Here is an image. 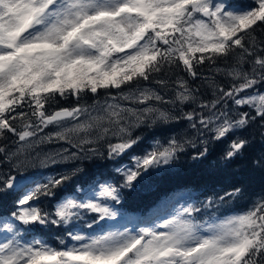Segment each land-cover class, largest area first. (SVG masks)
Returning <instances> with one entry per match:
<instances>
[{
    "label": "snow or ice",
    "instance_id": "1",
    "mask_svg": "<svg viewBox=\"0 0 264 264\" xmlns=\"http://www.w3.org/2000/svg\"><path fill=\"white\" fill-rule=\"evenodd\" d=\"M258 29L264 30V0L231 5L225 0H0V141L8 134L16 137L14 150L0 144V156L19 172L37 162L41 167L55 164L58 157L80 158L67 148L33 155L44 143L64 142L78 152L103 155L97 145L106 141L107 157L115 159L139 142L133 129L145 123L186 120L194 130L212 126L216 140L257 118L264 123V92L257 88L264 84V55L256 51L253 35ZM229 59L226 75L233 83L225 89L211 81L213 99L207 102L197 103L195 90L182 78L171 99L141 85L154 80L163 87L167 81L156 74L180 66L195 79L206 61L216 65ZM88 94L96 97L94 103L81 104ZM58 97H73L77 103L50 110ZM229 100L254 115L237 112L233 118L226 111ZM189 103L201 111L181 108L173 114L158 106ZM49 126L56 130L41 135ZM186 143L193 141H156L144 155L131 157L133 166L116 169L121 184L97 180L77 190L82 196L61 197L51 212L34 202L55 196L80 169L43 180L8 175L0 181V193L19 195L16 210L0 222V264H264V196L242 212L202 219L201 207L182 197L165 218L149 222L128 216L117 227H104L121 218L114 207L122 200L121 188H132L141 178L147 180L146 173L169 165ZM247 143L234 140L226 159ZM206 153L207 148L201 155ZM212 205L208 200L203 207ZM85 214L93 215L85 225L93 231L70 229L71 244L61 239L56 247L24 238L37 227H67Z\"/></svg>",
    "mask_w": 264,
    "mask_h": 264
},
{
    "label": "trees",
    "instance_id": "2",
    "mask_svg": "<svg viewBox=\"0 0 264 264\" xmlns=\"http://www.w3.org/2000/svg\"><path fill=\"white\" fill-rule=\"evenodd\" d=\"M239 4H250L252 0H237ZM255 42L259 48H264V30L258 29L254 34ZM264 55V52H259ZM251 59V58H249ZM232 66V61L227 62L218 60L216 65H211L207 61L197 68L198 76L193 79L183 70V67H172L165 69L161 73L156 74L158 78L167 81L165 86L155 83L154 80L142 81L143 87H149L158 91L165 99L174 98L176 91V81L183 79L187 81L190 88L195 90V94L199 100L209 101L213 99L214 87L211 81L216 85L229 88L233 81L226 75V71ZM247 67V65H245ZM223 71H216V69ZM257 88L264 92V84L258 85ZM112 94H116V90H111ZM252 90L242 92L241 96L250 94ZM103 101V91L99 96ZM96 97L91 94L84 96L80 103L92 105ZM77 101L73 97L67 99L57 98L56 102L50 106V110L63 107H73ZM122 105L130 107H144V105H132L126 101H120ZM229 115L236 117L237 112H249L251 109L247 106L237 108L229 100L228 102ZM164 109H171L173 114H178L179 109L183 111H193L197 113L201 111L196 103L186 105H178L175 108L171 105H158ZM208 115L207 112L204 113ZM209 128L191 129L188 126V121L180 120L179 122L172 121L168 123L157 122L155 124L145 123L138 128L133 129V136L139 137V142L123 155L108 159L106 141L101 142L97 147L103 155H93L88 152H78L64 142L44 143L38 145L37 149H41L44 153H55L58 149L67 148L69 153L76 152L80 158L71 160H61L57 158L55 164H49L47 167L34 166L21 169L19 172L9 164L3 156H0V175L7 178L10 174L15 175H35L36 179L43 180L45 177L53 174L70 173L75 169H80L71 179L61 188L56 190V195L53 197H41L40 200L34 203L43 210L51 212L53 205L61 197L66 195L82 196V192L78 189H86L89 185L97 180H110L117 185L123 182V177L116 171L118 167L129 165L132 163L131 157L142 156L147 150H151L153 144L159 141L161 144H167L168 140L175 137L177 140L190 139L192 144L186 143L184 150L178 153L177 158L169 165L163 166L160 169L150 171L145 175L147 180L141 178L132 188H121L122 200L114 207L121 213V217H137L142 220L151 222L153 218L163 217L166 212L171 211L175 203L191 199L201 207V212L198 213L199 218H206L209 215L224 216L227 214L242 212L246 210L254 200L264 196V123L259 118L251 122L246 128L236 130L230 133L227 137L216 140L214 132ZM54 127L50 126L47 130L54 132ZM246 139L247 146L232 159H226V153L230 150V144L236 139ZM15 140L11 134H8L7 139L0 141V144H7L8 150H14ZM115 142V141H113ZM207 148V153L201 155L204 149ZM66 153V154H69ZM195 157V158H194ZM239 188L240 194L235 197L226 196V193L232 192ZM18 193L13 190L0 193V219L10 218L11 213L16 210V200ZM224 196L223 200L220 197ZM212 200L213 205L210 208H204L203 205ZM164 201V207L158 205ZM93 219L92 214H85L83 219L74 221L73 224L67 227L47 228L37 227L33 232L25 235L26 240L33 237L42 239L49 244L60 247V240H69L67 233L71 230H80L84 232H92L93 229H88L85 225ZM23 228L22 225H19ZM106 227V225H104ZM80 227V228H79ZM100 226H96L99 228Z\"/></svg>",
    "mask_w": 264,
    "mask_h": 264
},
{
    "label": "rangeland",
    "instance_id": "3",
    "mask_svg": "<svg viewBox=\"0 0 264 264\" xmlns=\"http://www.w3.org/2000/svg\"><path fill=\"white\" fill-rule=\"evenodd\" d=\"M225 2L226 3H228V4H239V2L237 1V0H225ZM248 95V94H247ZM48 128H50V126L48 127ZM48 128H46V129H44V133H41V135H43V134H46V133H52L53 131H48L47 129ZM53 129V128H52ZM54 131L56 130L55 128L53 129ZM38 147V146H37ZM37 147L35 148V150H34V153H33V155L35 154V153H41V154H44V152L41 150V149H37ZM15 148V147H14ZM61 149H58L57 151H60ZM50 153V152H49ZM36 166H38V167H41V166H39V164H38V162L36 163ZM127 166H129V167H131V166H133V161H132V163L131 164H129V165H127ZM34 166H32L31 168H33ZM47 167V166H46ZM45 168V167H44ZM42 169H43V167H42ZM20 176V175H19ZM21 176H23V175H21ZM33 178H36V176L33 174V175H31ZM4 179H6L5 177H2L1 175H0V181H3ZM82 195H83V193H82ZM177 203H175L174 205H173V207L171 208V211H167L166 212V214L163 216V217H160V218H165V217H167V216H169L171 213H172V211H173V208H174V206L176 205ZM160 208H163L164 207V201H161L160 203H159V205H158ZM3 219L4 218H2V219H0V222H2L3 221ZM154 219H156V218H153V220ZM123 222V218L121 217L118 221H116V222H111V223H109V224H107L106 225V227L105 228H114V227H117V226H119L120 225V223H122ZM17 226L18 227H20L19 226V224L17 223ZM80 228V227H79ZM80 230H81V228H80ZM36 238V237H35ZM65 242L67 243V244H71L72 243V241L69 239V240H65Z\"/></svg>",
    "mask_w": 264,
    "mask_h": 264
},
{
    "label": "water",
    "instance_id": "4",
    "mask_svg": "<svg viewBox=\"0 0 264 264\" xmlns=\"http://www.w3.org/2000/svg\"><path fill=\"white\" fill-rule=\"evenodd\" d=\"M28 177H32V176H28ZM13 192H15L14 190H13ZM16 193V192H15Z\"/></svg>",
    "mask_w": 264,
    "mask_h": 264
}]
</instances>
